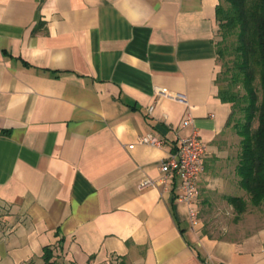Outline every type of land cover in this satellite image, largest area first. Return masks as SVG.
Masks as SVG:
<instances>
[{
  "label": "crops",
  "instance_id": "crops-1",
  "mask_svg": "<svg viewBox=\"0 0 264 264\" xmlns=\"http://www.w3.org/2000/svg\"><path fill=\"white\" fill-rule=\"evenodd\" d=\"M217 4L0 0V264H264V242L190 229L177 177L139 187L193 129L200 195L223 181Z\"/></svg>",
  "mask_w": 264,
  "mask_h": 264
},
{
  "label": "trees",
  "instance_id": "trees-1",
  "mask_svg": "<svg viewBox=\"0 0 264 264\" xmlns=\"http://www.w3.org/2000/svg\"><path fill=\"white\" fill-rule=\"evenodd\" d=\"M218 98L229 104L226 126L238 136L234 173L247 199L225 196L236 215L264 201V0H218L215 8ZM50 252L44 248L43 258Z\"/></svg>",
  "mask_w": 264,
  "mask_h": 264
},
{
  "label": "rangeland",
  "instance_id": "rangeland-1",
  "mask_svg": "<svg viewBox=\"0 0 264 264\" xmlns=\"http://www.w3.org/2000/svg\"><path fill=\"white\" fill-rule=\"evenodd\" d=\"M233 139L230 148H227V157L224 158L223 166L221 163L219 166L223 168V181L212 182V188L199 195V230L216 238L237 242L255 238L263 243L264 201L259 206H253L248 202L246 210L237 216L234 208L225 199L227 195H237L247 199V195L235 183L236 176L233 172L238 152V136ZM209 168H212V173H216V169H219L217 166Z\"/></svg>",
  "mask_w": 264,
  "mask_h": 264
},
{
  "label": "built area",
  "instance_id": "built-area-1",
  "mask_svg": "<svg viewBox=\"0 0 264 264\" xmlns=\"http://www.w3.org/2000/svg\"><path fill=\"white\" fill-rule=\"evenodd\" d=\"M163 90L159 91L160 93ZM189 118L181 122L182 126L189 123ZM141 142L151 146L161 145V139L153 134L147 133L141 137ZM206 145L199 137L195 129L187 136L179 139L177 148L170 153L159 165L161 175L156 180L148 177L142 179L140 188L161 184L165 189L169 187L171 178L179 180L175 201L186 205L187 221L190 229L196 230L200 225V212L198 208V197L200 195L197 180L203 171V158L206 154Z\"/></svg>",
  "mask_w": 264,
  "mask_h": 264
}]
</instances>
